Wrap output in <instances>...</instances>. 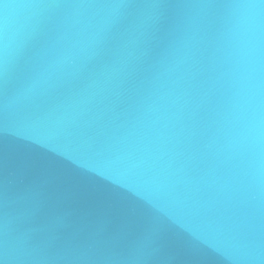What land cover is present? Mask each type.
Returning a JSON list of instances; mask_svg holds the SVG:
<instances>
[{"label":"water","instance_id":"95a60500","mask_svg":"<svg viewBox=\"0 0 264 264\" xmlns=\"http://www.w3.org/2000/svg\"><path fill=\"white\" fill-rule=\"evenodd\" d=\"M0 264H264V0H0Z\"/></svg>","mask_w":264,"mask_h":264}]
</instances>
